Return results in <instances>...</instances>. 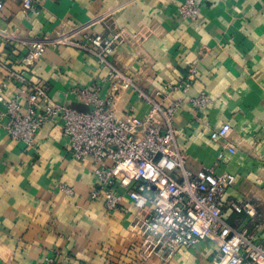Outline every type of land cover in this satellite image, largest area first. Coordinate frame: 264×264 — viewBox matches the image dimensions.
<instances>
[{"label":"crops","instance_id":"0c3cea01","mask_svg":"<svg viewBox=\"0 0 264 264\" xmlns=\"http://www.w3.org/2000/svg\"><path fill=\"white\" fill-rule=\"evenodd\" d=\"M1 1L0 29L6 35H0V78L8 69L25 70L22 60L33 39L107 14L91 31L115 40L112 66L164 107L180 101L175 127L187 167L237 177L220 202L224 219L248 225L229 202L251 199L264 222V0H194L202 6L198 20L181 14L189 0H32L38 16L24 12V0ZM32 72L57 102L78 111L89 108L73 99V88L100 83L103 97L111 89L102 83L109 68L69 46L48 48ZM190 81L187 93L165 90ZM16 92L12 86L10 95ZM202 93L210 103L201 116L191 100ZM151 107L131 88L118 93L113 109L120 119L138 121ZM7 121L0 104V264H42L56 253L68 264L209 263L215 252L209 242L167 262L144 261L138 226L145 214L127 201L110 215L90 199L96 183L92 162H78L67 152L63 121L47 124L31 150L10 138ZM225 124L231 131L219 138Z\"/></svg>","mask_w":264,"mask_h":264},{"label":"built area","instance_id":"2783aa9c","mask_svg":"<svg viewBox=\"0 0 264 264\" xmlns=\"http://www.w3.org/2000/svg\"><path fill=\"white\" fill-rule=\"evenodd\" d=\"M24 12L38 16L32 0H24ZM201 5L189 0L181 9L184 18L198 20ZM4 5L0 0V19ZM98 16L87 25L33 39L30 52L22 60L25 70L8 69L0 78V104L8 118L5 129L10 138L26 150L37 146V138L50 123L63 121L68 140L67 152L78 162L91 161L95 187L90 199L101 202L107 213L115 214L129 201L145 214L138 226L140 255L148 262L159 258L167 262L185 249L209 242L215 252L208 264H264V222L251 199L229 202L236 215H245L248 225L228 223L223 217L221 200L237 183L232 173L218 174L203 167L194 172L187 167V157L177 144L175 117L180 101L169 107L153 101L133 84V80L110 63L116 50L114 39L92 32L94 25L106 18ZM0 35H6L0 29ZM69 46L80 49L109 68L102 83H110L107 96L103 84L73 88L70 95L89 108L78 111L57 102L48 84L32 72L50 47ZM14 86L17 92L10 95ZM192 82L168 85L165 90L190 91ZM135 88L138 97L152 104L149 114L138 121L116 116L115 98L121 90ZM210 103L207 94L191 100L197 115ZM231 127L223 125L219 138L229 135ZM68 196L75 190L63 186ZM124 190L125 193L120 192ZM42 264H68L56 253Z\"/></svg>","mask_w":264,"mask_h":264}]
</instances>
